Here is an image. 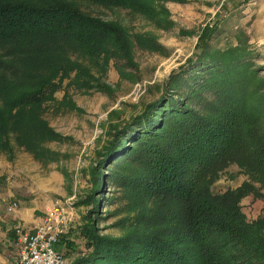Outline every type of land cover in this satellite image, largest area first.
Here are the masks:
<instances>
[{
  "label": "rangeland",
  "instance_id": "rangeland-1",
  "mask_svg": "<svg viewBox=\"0 0 264 264\" xmlns=\"http://www.w3.org/2000/svg\"><path fill=\"white\" fill-rule=\"evenodd\" d=\"M137 4L130 9L82 8L127 35L129 58L122 56L124 41L105 48L107 53L99 55L96 63L68 55L78 69L60 76L47 92L34 90L22 99L19 94L29 92L26 86L0 83V117L7 119L1 133L8 134L0 140V193L12 196L11 202L18 204L14 211L25 206L44 210L40 220L53 206L71 210L74 220L57 246L67 264H75L89 251L86 242L92 234L116 240L156 234L170 243L184 237L183 200L164 193L154 168H146L135 151L114 158V149L120 131L126 126L135 129L134 119L161 97L174 72L192 66L202 38L209 40L208 50L214 52L247 49L244 72L245 77L253 73V80L248 81L245 100L217 103L205 112L199 108L200 113L246 124L242 131L251 128L260 137L264 134L263 4L259 0ZM6 96L14 101L10 112ZM241 104L242 110L236 111ZM235 156L236 164L219 172L212 191L242 189L245 196L239 207L247 222L264 220V177L245 175L236 162L240 156ZM35 226H17L15 234L19 227L32 231Z\"/></svg>",
  "mask_w": 264,
  "mask_h": 264
},
{
  "label": "trees",
  "instance_id": "trees-1",
  "mask_svg": "<svg viewBox=\"0 0 264 264\" xmlns=\"http://www.w3.org/2000/svg\"><path fill=\"white\" fill-rule=\"evenodd\" d=\"M144 1L0 0V83L26 86L29 92L19 94L22 99L34 90L47 92L60 76L78 69L68 55L96 63L106 49L124 41L122 56L129 58L127 35L82 8L130 9ZM208 42H198L192 66L174 72L161 97L134 119L136 130L126 126L112 147L114 158L135 151L146 168H154L164 193L183 200L184 237L170 243L156 234L118 240L92 234L86 242L89 251L75 264H264V220L247 222L239 207L242 189L215 193L211 188L219 172L235 163V155L241 172L264 177V134L242 131L248 125L212 119L199 109L245 100L253 80V73L245 77L244 72L249 51L238 46L214 52ZM4 101L10 112L14 101L8 96ZM5 116L0 117V140L8 135L1 133L7 127Z\"/></svg>",
  "mask_w": 264,
  "mask_h": 264
},
{
  "label": "built area",
  "instance_id": "built-area-1",
  "mask_svg": "<svg viewBox=\"0 0 264 264\" xmlns=\"http://www.w3.org/2000/svg\"><path fill=\"white\" fill-rule=\"evenodd\" d=\"M259 1L264 6V0ZM16 208L18 204L12 203L9 210ZM74 217L71 210L53 206L47 210L45 217L36 224L34 230L23 227L16 229L19 255L15 264H67L57 246L68 234Z\"/></svg>",
  "mask_w": 264,
  "mask_h": 264
},
{
  "label": "crops",
  "instance_id": "crops-1",
  "mask_svg": "<svg viewBox=\"0 0 264 264\" xmlns=\"http://www.w3.org/2000/svg\"><path fill=\"white\" fill-rule=\"evenodd\" d=\"M11 197L7 193H0V264H15L18 259L19 244L15 228L20 225L33 228L43 215L40 213H45L34 206L9 211Z\"/></svg>",
  "mask_w": 264,
  "mask_h": 264
}]
</instances>
